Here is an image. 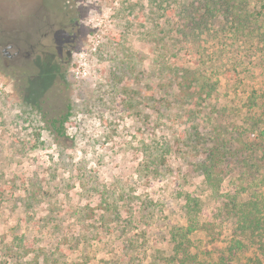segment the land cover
<instances>
[{"label":"rangeland","instance_id":"374dc122","mask_svg":"<svg viewBox=\"0 0 264 264\" xmlns=\"http://www.w3.org/2000/svg\"><path fill=\"white\" fill-rule=\"evenodd\" d=\"M40 3L0 0V24L38 16ZM68 3L74 23L53 11L67 28L44 38L63 45L68 137L51 134L30 104L53 90L56 72L35 56L37 76H23L28 68L5 65L0 47V262L46 264L44 254L56 253L49 264H114L124 248L138 264H161L163 234L186 224L190 196L211 218L215 202L195 164L206 141L238 150L224 191L247 181L250 160L264 180V0ZM218 225L223 241L234 223ZM14 234L31 253L12 258ZM258 257L249 248L235 264Z\"/></svg>","mask_w":264,"mask_h":264},{"label":"trees","instance_id":"16d2710c","mask_svg":"<svg viewBox=\"0 0 264 264\" xmlns=\"http://www.w3.org/2000/svg\"><path fill=\"white\" fill-rule=\"evenodd\" d=\"M46 1L51 4L55 12L63 14L66 18L71 17L70 21L74 23L75 18L72 17L73 9L68 3L69 0ZM179 78L183 80L186 89L191 88L194 78L190 77V71L182 70ZM52 83L53 90L42 98L35 97V101L31 99L30 104L42 111L45 128L51 134L61 138L68 137L67 123L72 115V107L69 98L67 101L65 98L67 87L63 82H59L57 74L55 77L52 76ZM236 151L226 147L225 142L220 138L205 142L201 152L202 158H198L195 164L203 173L204 185L211 200L215 202V207L211 218L208 219L205 216L204 201L201 196H190L187 199L184 205L186 224L170 225L167 235L163 234L165 242L157 249V257L161 264H235L249 248L259 250L262 256L258 257V261L253 264H264V191L261 190L264 180H258L261 166L257 162L251 163L250 160L243 171L244 175L248 173L247 181L240 183L234 191L222 189L230 174V157ZM149 158L151 159L152 155ZM155 161L152 159L150 162L155 163ZM146 207L151 209L149 205ZM107 211L116 213L118 206H113L112 210L108 208ZM228 221L234 223V230L227 239L221 241L218 222ZM17 234H14V240L19 241L20 245L10 246L13 259L17 258L21 250L24 253L32 252L29 245L23 243ZM199 234L205 241L196 244L194 238ZM127 236L124 235V241L129 243L127 241L130 237ZM15 241L13 244H17ZM124 241L123 245H125ZM54 255L56 253L44 254L45 263L49 264L51 261L56 263L58 260L54 258ZM125 255L123 248L122 254L113 259L114 264H138L134 262V254ZM39 256L37 252L36 257L39 258ZM2 262L8 264L7 261ZM2 262L0 264H3Z\"/></svg>","mask_w":264,"mask_h":264},{"label":"flooded vegetation","instance_id":"af4514ba","mask_svg":"<svg viewBox=\"0 0 264 264\" xmlns=\"http://www.w3.org/2000/svg\"><path fill=\"white\" fill-rule=\"evenodd\" d=\"M29 1L31 0H22V2ZM39 1L41 2L40 10L44 11L38 16L34 12L15 20L12 26L7 23L0 24V47L2 55L6 57L4 63L8 66V61H11L13 66H26L27 70L21 68L24 72L23 76L27 74L31 77L37 76L35 65L32 63L35 56L38 58L36 64L42 68H49L53 74L55 72L57 74L61 67L60 64L64 61L60 51L63 45L60 42H56V45H47L44 38L51 33H58L56 27L59 30L66 29L67 24L53 20L51 13L55 11L54 8L46 0Z\"/></svg>","mask_w":264,"mask_h":264}]
</instances>
